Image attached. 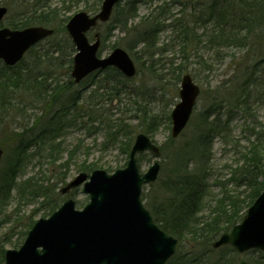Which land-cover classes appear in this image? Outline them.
<instances>
[{"label": "rangeland", "instance_id": "obj_1", "mask_svg": "<svg viewBox=\"0 0 264 264\" xmlns=\"http://www.w3.org/2000/svg\"><path fill=\"white\" fill-rule=\"evenodd\" d=\"M181 1L183 5L172 0L141 2L138 17L126 32H122L116 23L111 33H108L107 25L98 29L101 35L106 36L100 55L106 56L115 46H120L134 59L138 71L131 79L112 77V73L107 76L106 71H100L77 84L71 76L72 67L68 59L59 60V63L57 53L51 58L42 57L43 45L35 46L25 55L20 67L21 70L31 69L33 74L29 79L34 80L45 73L54 85L59 83L61 87L53 95L50 92L45 94V85L32 92L21 85L12 99L20 108H10L9 114L0 115V148L4 151L0 175L12 163L19 161L20 164L17 186L5 208L7 216L5 219L0 216V237L11 239V243H5L6 250L19 248L30 224L47 217L53 207L58 208L68 198L74 199L78 208L88 203L89 194L84 191V182L66 191L64 189L82 173L89 178L91 172L82 170V166H98L97 169L109 173L126 167L129 160L126 150L133 145L136 135L144 132L148 116L157 119L148 135L162 154L157 180L144 186L145 204L144 194L151 201L158 196V200L161 199L164 192L161 182L171 174V166H174L179 152L197 153L195 146L188 145V142L196 136L201 119L211 106L222 112L225 132L214 138L213 148L208 154L210 161H204L208 186L202 201L203 216L215 209L224 192L238 194L249 191L245 186L237 188L236 182L246 172L245 156L250 154L252 145L261 144L256 141L257 133L264 132V80L261 74L254 75V79L260 78L253 79L256 84L246 87L245 100L251 104L248 112L233 107L243 92L242 89L239 91L238 85L245 79L244 72L250 73L262 66L257 63L264 56V20L246 40L228 44L206 42L207 37L213 34L210 25H201L198 29L193 25L197 16L202 14L194 6L205 0ZM35 2L38 0L30 1L31 4ZM62 2L51 1L59 8ZM165 3L170 15L163 20L167 28L160 32L158 45L155 48L153 44H138L135 34L156 21L160 7ZM82 7L83 2L78 7L74 6L72 11L62 9L61 14L72 16ZM20 11L17 6L9 8L2 24L8 26L7 22L19 16ZM174 18L186 25L187 33L173 28ZM206 28L209 31L201 37ZM64 33L66 29L59 32V38ZM94 33L92 30L88 34L91 41ZM186 73L191 74L199 85L201 94L186 128L173 137L171 113L180 101L181 78ZM77 94L81 97L77 98ZM24 144L28 145L19 150ZM153 161L150 152L142 153L139 156L140 170L146 171ZM244 194H241L242 199ZM17 243V247L13 246ZM240 258L249 264H264V254L261 256L258 251L238 254L237 260Z\"/></svg>", "mask_w": 264, "mask_h": 264}, {"label": "trees", "instance_id": "obj_2", "mask_svg": "<svg viewBox=\"0 0 264 264\" xmlns=\"http://www.w3.org/2000/svg\"><path fill=\"white\" fill-rule=\"evenodd\" d=\"M30 1L33 0H0V3L10 9L13 6L21 9L19 16L7 22V25L15 29L25 28L31 25H43L53 28L55 31L54 34L36 46L40 47L43 45V51H45L42 53V57L51 58L52 55L57 53L59 55L56 58L58 62L61 63L59 60L68 59L71 67L73 55L76 52L75 46L67 32L59 38V32L62 29L65 32L66 22L71 16H66V14L62 15L61 10L66 9L72 11L74 6L78 7L83 2L81 10L95 13L101 0H63L61 8L53 6L51 3L52 0H38L35 4H31ZM123 1L121 0L117 4L109 22L99 24L100 27L107 25L110 31L108 33H111L116 28V24L122 32H126L131 28L132 22L139 15V4L151 0H126L122 4ZM154 1L161 0H152V2ZM172 1H177V4L181 3L183 5L181 0ZM194 7L195 10L198 9L200 13L202 12L200 16H197V20L194 21L196 23L193 24L194 27L198 29V26L200 28L201 25L207 27L210 25V31L213 32L209 38L207 37L206 42L215 41L219 44H228L236 40H246L252 32L256 31L257 26L262 23L261 20H264V0H205L201 2V5H195ZM160 9L161 11L155 19L156 21L153 20L155 22L149 24L146 30L135 34V41L138 44H153L155 48L158 45L157 38L160 32L163 28H167V25L163 24V20H165L166 16L170 15V12L167 10V3L162 4ZM76 12H78V9ZM179 21L180 19L176 18L172 20L173 28H179L182 32L187 33L186 25ZM60 27L61 29H59ZM207 31H209V28L204 29L202 34H200L201 37H205ZM105 38L106 36L101 35L102 41ZM187 44H189V41ZM130 49L132 50V47ZM22 64L23 60L14 66H7L0 61L1 116L9 114L10 108L12 110L13 107H18V105L16 106L12 102V99L15 96V91L22 88L21 85L24 86L23 89H27L30 92L40 89L41 86L45 85V94L50 92L53 95L61 87L59 83L54 85L53 80L48 79L45 73L41 77L36 76L34 80L29 79L28 77L32 71L27 68L21 70L20 66ZM257 64L262 65L260 69L253 70L250 73L244 72L245 79L238 85L239 91L242 89L243 92L237 97L238 102L234 104L235 108L232 106L233 109L236 110V107H240L241 111L245 113L250 109L251 104L245 100L246 87L249 84H256L254 80L260 79H254V75L261 74L264 80V56L262 61H258ZM104 71H106L107 76L112 73V77L118 76L119 79L122 77L124 80L128 79L114 67H108ZM76 97L80 98L81 96L77 94ZM221 115L223 114L220 110H215L214 106L209 107V111L201 119V125L197 128L196 136L188 142V145H193L197 149V153H195L196 157L194 154L192 155L190 152H185L184 150L179 152L180 154L176 158L174 166H171V174L161 182V188L164 189V192L161 194L162 196H160L161 199L158 200V196L155 200L151 201L144 194V199L147 200L146 206L151 210L156 222L166 232L177 237L179 240L177 250L168 260L167 264L238 263V253L233 247L223 246L215 249L213 248V242L219 235L230 231L235 224L242 220L248 207L264 189V132L257 133L255 137L256 141H260L261 144L256 145V143L252 145L250 154L245 156L248 164L246 172L241 174L236 182L237 188L245 186V189H249V191L247 193L239 192L238 194L224 192L218 198L215 209L207 216H203L202 201L208 186L204 173L207 168L206 162L208 163L210 161L208 154L213 148L214 138L222 132H225V129L222 128ZM156 120L154 116H148L145 119L146 128L143 131L150 134L155 126ZM32 142L31 145H33ZM26 145L28 144L20 145L19 150H22V147ZM130 149L131 147L129 146L126 150L127 154H129ZM204 161L206 162L204 163ZM19 166V161L12 163L0 175V216H3V219L7 216L5 208L7 207L8 199L13 195V191L17 186ZM97 167L94 165L82 166V170L91 172ZM158 193L160 195V191ZM241 194L245 195L243 199L241 198ZM53 208L57 209V206ZM54 209L48 214L54 212ZM33 224H30L29 228ZM5 243H11V239L3 240L0 237V264H4ZM18 244L13 246L17 247ZM251 252L257 251L252 250ZM258 252L263 256V252Z\"/></svg>", "mask_w": 264, "mask_h": 264}, {"label": "water", "instance_id": "obj_3", "mask_svg": "<svg viewBox=\"0 0 264 264\" xmlns=\"http://www.w3.org/2000/svg\"><path fill=\"white\" fill-rule=\"evenodd\" d=\"M119 1L104 0L95 15L80 11L67 22L66 29L77 49L72 69L75 82L108 66L118 68L127 77L136 74L135 63L125 49L117 47L108 56L100 57L99 35L96 34L94 42L87 36L99 21L110 19ZM7 12L6 6H0V22ZM53 32L44 26L1 27L0 60L15 65L32 46ZM199 94L200 87L192 76L183 75L180 102L171 113L173 137L187 126ZM146 151L155 160L141 172L138 155ZM161 154L147 134L139 133L126 167L113 173L95 169L89 178L85 173L80 174L64 191L84 182L90 201L83 209H77L75 200L68 198L49 217L37 220L19 248L6 250L4 264H166L176 251L178 239L159 226L142 200L143 186L155 182L159 176ZM2 157L0 148V161ZM223 245H231L239 253L252 249L264 251V190L242 221L213 243L214 248ZM239 264L248 262L240 259Z\"/></svg>", "mask_w": 264, "mask_h": 264}]
</instances>
